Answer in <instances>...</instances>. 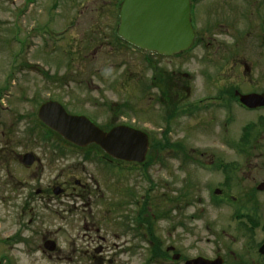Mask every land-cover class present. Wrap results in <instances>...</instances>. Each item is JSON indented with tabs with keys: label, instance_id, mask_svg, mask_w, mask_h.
Instances as JSON below:
<instances>
[{
	"label": "rangeland",
	"instance_id": "1",
	"mask_svg": "<svg viewBox=\"0 0 264 264\" xmlns=\"http://www.w3.org/2000/svg\"><path fill=\"white\" fill-rule=\"evenodd\" d=\"M46 2L48 5L50 0ZM24 3L25 0H0V250L8 251L14 264H91L88 255L78 248L95 240L93 243L99 242L107 251L111 243L118 242L112 231L119 228L124 213L128 212L130 218L140 210L147 214L172 212L167 199L171 196L176 199L182 193L190 175L199 181V186L195 185L197 196L205 197V183L214 180V175H206L191 165H178L177 158L167 157L170 140L162 128L169 105L156 106L161 92L151 83L154 71L157 77L163 76L160 83L164 95H168L173 82L192 85L191 98L200 97L208 93L205 90L208 84L247 83L248 77L233 63L240 57L255 61L259 44L252 38L253 32L248 35L250 29L241 18L232 28L218 18L224 5L245 10L244 0L197 1L191 21L198 36L205 39L187 53L172 57L115 46L111 39L115 21L106 27V15L98 19L95 11V8L104 11L102 0H77V28H69L66 36L57 41L49 34L31 36L40 24L39 7L35 3L23 16L19 10ZM67 11L64 7L60 12ZM58 18L49 23L51 31L62 30L68 23V17ZM215 19L220 26L213 24ZM237 36H241L239 42ZM221 52L226 55L221 57ZM261 71L262 66H254L251 83L261 82ZM47 100L57 101L70 114L82 113L103 129L119 124L144 129L149 139L146 166L129 169L132 166L126 163L109 162V157L94 147L89 148L87 156H82L85 151L45 136L37 111ZM125 102L129 105L127 109L122 108ZM209 141L196 136L187 143L198 151L209 146ZM25 153H32L37 159L29 167L21 162ZM75 179L85 188L76 189ZM55 186L68 188L64 194L54 195L51 188ZM37 190L43 192L42 197L35 195ZM174 203L183 216L200 208H209L203 213L206 218L221 212L195 201L187 208L182 199ZM173 212H177L174 207ZM108 215L110 221L105 219ZM203 221L190 222V243L194 242V235L200 244L215 242L214 235L198 230ZM85 224L94 229L85 231ZM158 224L163 245L169 244L164 239L167 221L160 219ZM98 234L107 240L97 241ZM44 239H55L57 252L43 254ZM117 239L121 245L126 240L127 245L132 242L127 234ZM135 243L142 248L137 255L123 257L137 264L147 247L144 241ZM206 248L211 251V247ZM106 251L104 256L114 253Z\"/></svg>",
	"mask_w": 264,
	"mask_h": 264
},
{
	"label": "flooded vegetation",
	"instance_id": "2",
	"mask_svg": "<svg viewBox=\"0 0 264 264\" xmlns=\"http://www.w3.org/2000/svg\"><path fill=\"white\" fill-rule=\"evenodd\" d=\"M121 1L102 0L104 11L98 12L95 8L98 19L106 15V27L110 25L111 21H115L111 39L119 48H122V44H126L116 34L118 8ZM244 1H246L247 7L245 10H239L234 5H224L225 9L219 10L218 18L231 28L241 18L250 29L248 35L253 32L252 38L259 44L255 61H248L240 57L236 58L233 63L244 73L243 76L248 77L247 83L243 85L208 84L205 86L207 94L191 98L192 85L172 82L168 87V95H164V86L160 83L163 76L157 77V71H154L151 82L161 92L160 101L157 98L156 106L167 103L169 105V108L166 109L167 113L164 115L166 124L162 128L167 131L170 140L169 148L166 150L167 157L177 158L178 165H191L200 169L201 172H205L206 175H214V180L208 181L203 187L207 195L205 197L194 195L196 193L195 185H198L199 181L190 175L182 193L176 199L172 196L167 199L166 203L171 204L169 207L171 206L172 212L154 211L147 214L140 210V212L132 213L133 217L130 218L128 212L124 213L118 222L119 228H114L112 231L113 239L118 242L111 243L112 245H109L110 248L107 251L113 250V254L104 256L103 253L106 251L104 246L99 242L93 243L95 240H89L78 248V250H82V253L85 252L88 255V261L91 264H134L133 261H128V257L123 256L137 255V252L142 249L138 243H135L137 241L146 242L147 247L144 257L137 264H196L198 262L200 264H264V0ZM190 2L192 3L194 0H190ZM35 3L39 7L40 22L38 23L40 24L37 25L36 30L33 29L36 33L31 35L32 37L49 34L48 37H54L57 41L66 36L69 28L76 30L78 25L77 0H50L48 5L46 0H25L23 8L19 11L25 16ZM64 7L69 9L66 14L60 12ZM55 11L58 13H54ZM195 11L192 8L191 17ZM56 16L57 18L58 16L68 17V23L62 30L51 31L48 26ZM94 21L99 23L98 20ZM214 22L213 24L216 26L221 25L216 19ZM193 28L194 42L203 43L205 38L202 35L198 36L195 24ZM205 29L208 31L209 27H205ZM39 30L40 34L37 35ZM30 34L31 29L28 31V35ZM76 34L77 31H75ZM237 37L239 42L241 36ZM218 43L222 44L221 41ZM184 53L187 52L176 55ZM224 53L226 52H221L220 56H225ZM254 66H262L259 76L261 82L258 84L251 83L254 81L252 76ZM151 68L154 69V65L151 64ZM183 75L186 77L187 74ZM248 87L250 88L247 89ZM252 95L256 97H250ZM127 106L129 105L126 102L122 104V108L127 109ZM77 114L83 115L82 113ZM196 136L205 137L210 140L211 144L198 151L195 150L187 143V140ZM78 151H82V149ZM158 154L156 152V155ZM146 158L147 156L145 160ZM153 160L157 161L158 159L154 156ZM36 161L37 159L33 155V163L25 167L33 165ZM127 165L144 168L146 162L128 163ZM73 184L76 189L85 188L78 179H75ZM55 187H52L51 190ZM67 188V186L65 189L60 187L61 193L64 194ZM121 192L125 197L123 189ZM42 194L41 190L35 192V195L41 196ZM180 199L184 202L185 208L191 206V201H195L199 204H208L221 212L214 217L206 218L203 213L209 208H200L197 211L194 210L192 214L183 216L181 208L175 207L174 203V200L179 201ZM173 207L177 209V212H173ZM105 219L111 220L109 215ZM160 219L167 221L164 239L169 240V244L166 245H163V239L159 237L158 231L161 230V226L158 221ZM196 219L205 220L198 225L200 232L214 235L213 241L215 242L211 245L200 244L195 235L193 236L194 242L190 243L189 226L190 222ZM83 229L91 231L94 228L88 225L86 227L85 224ZM95 231L98 232V229ZM119 232L121 234H118ZM126 234L130 236L132 242L127 245L126 240L121 245L117 238L122 235L126 237ZM97 238V241L101 242L107 240L99 234ZM205 240L209 243L208 239ZM48 241L52 244H46ZM42 246L43 254L54 253L58 250L55 239H44ZM206 246L211 247V251ZM48 247L51 248L48 249ZM0 251V264L15 263L14 260L8 258V251L7 253L4 250ZM195 260L198 261L194 263Z\"/></svg>",
	"mask_w": 264,
	"mask_h": 264
},
{
	"label": "water",
	"instance_id": "3",
	"mask_svg": "<svg viewBox=\"0 0 264 264\" xmlns=\"http://www.w3.org/2000/svg\"><path fill=\"white\" fill-rule=\"evenodd\" d=\"M189 2L123 0L119 7L117 34L129 44L155 54L171 55L184 51L194 38ZM37 117L43 125L76 146L95 144L110 157L128 162L141 163L145 159L148 138L137 129L117 125L104 131L84 116L68 114L56 101L41 104ZM22 163L32 164V153H25ZM53 193L57 195L61 189L56 187ZM46 244L52 243L48 241Z\"/></svg>",
	"mask_w": 264,
	"mask_h": 264
},
{
	"label": "trees",
	"instance_id": "4",
	"mask_svg": "<svg viewBox=\"0 0 264 264\" xmlns=\"http://www.w3.org/2000/svg\"><path fill=\"white\" fill-rule=\"evenodd\" d=\"M45 136L49 134H53L49 129H45V132H43ZM50 136V135H49ZM164 144V143H163ZM164 146V145H163Z\"/></svg>",
	"mask_w": 264,
	"mask_h": 264
}]
</instances>
